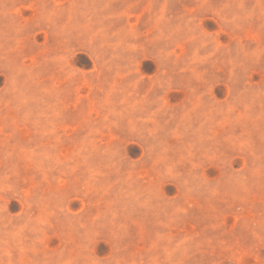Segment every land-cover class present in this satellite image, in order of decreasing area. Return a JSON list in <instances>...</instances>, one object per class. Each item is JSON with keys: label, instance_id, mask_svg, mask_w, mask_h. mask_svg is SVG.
Listing matches in <instances>:
<instances>
[{"label": "rangeland", "instance_id": "obj_1", "mask_svg": "<svg viewBox=\"0 0 264 264\" xmlns=\"http://www.w3.org/2000/svg\"><path fill=\"white\" fill-rule=\"evenodd\" d=\"M0 264H264V0H0Z\"/></svg>", "mask_w": 264, "mask_h": 264}]
</instances>
